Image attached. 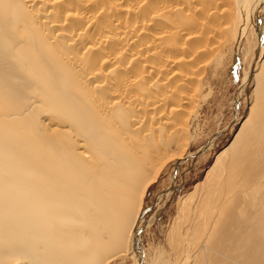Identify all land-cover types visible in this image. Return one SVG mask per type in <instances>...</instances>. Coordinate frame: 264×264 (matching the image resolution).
Returning a JSON list of instances; mask_svg holds the SVG:
<instances>
[{
	"label": "bare ground",
	"instance_id": "bare-ground-1",
	"mask_svg": "<svg viewBox=\"0 0 264 264\" xmlns=\"http://www.w3.org/2000/svg\"><path fill=\"white\" fill-rule=\"evenodd\" d=\"M235 41L248 111L178 199L172 255L142 263L145 191ZM116 256L264 264V0H0V264Z\"/></svg>",
	"mask_w": 264,
	"mask_h": 264
},
{
	"label": "rangeland",
	"instance_id": "rangeland-1",
	"mask_svg": "<svg viewBox=\"0 0 264 264\" xmlns=\"http://www.w3.org/2000/svg\"><path fill=\"white\" fill-rule=\"evenodd\" d=\"M259 23L256 24V33L259 30ZM253 36L257 35H252L250 42L255 41ZM235 44L238 42L235 41L232 45L234 51L237 48ZM243 48L239 53L246 51ZM237 52L236 54L225 52L216 63L213 59L209 61L210 67L205 70L203 76L205 83L199 91L198 103L196 101L194 104H186V108L189 107L187 110L192 109L193 112L189 111L191 113L189 131L193 139L184 150L183 157L170 161L145 191L139 227L140 238L135 243V251L142 263L144 253L146 257H150L149 260L154 256L158 258L159 252L164 258L172 255L167 234L177 215L178 199L191 191L204 177L217 153L228 145L238 130L237 119L248 111L247 93L252 91L254 85L250 82L246 89H242L247 84L245 77L248 58H245L246 64L243 66V63L241 64L243 57L235 56ZM240 94L244 95L240 97ZM191 105L196 108L195 111ZM131 263V256L126 258L116 256L107 262V264Z\"/></svg>",
	"mask_w": 264,
	"mask_h": 264
}]
</instances>
